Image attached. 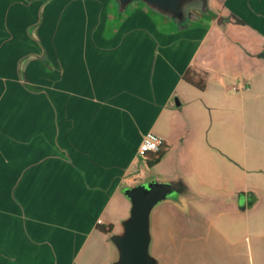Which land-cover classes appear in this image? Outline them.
I'll return each instance as SVG.
<instances>
[{"label":"crops","instance_id":"1","mask_svg":"<svg viewBox=\"0 0 264 264\" xmlns=\"http://www.w3.org/2000/svg\"><path fill=\"white\" fill-rule=\"evenodd\" d=\"M29 1L12 0L0 9L16 22L25 10H32L33 19L28 12L24 20L32 25L36 3ZM108 7L114 20L105 31L111 35L128 8L119 12L117 0H110ZM137 8L134 13L139 11L147 22L128 24L124 46L98 55L95 71L84 74L82 86L101 91L110 110L125 113L128 123L122 127L128 128L129 143L139 148L143 137L153 132L165 139L166 147L151 167L148 162L155 155L140 158L128 182L109 179L96 185L88 230L79 237L70 235L71 246L64 250L67 264H120L116 240L131 216L130 191L138 184L147 191L161 186L154 176L170 190L149 214V251L157 264H193L196 243L204 240L202 246H209L215 237L239 255L229 237L231 229L219 224L264 216V37L256 27L235 24L238 37L258 46L256 57L246 59L233 50L239 41L221 39L226 33L222 24L235 22L231 7L219 13L209 2V25H200L201 17L181 26L155 23L148 16L151 10ZM189 70L196 73L191 82L185 80ZM98 226L111 230L103 232Z\"/></svg>","mask_w":264,"mask_h":264},{"label":"rangeland","instance_id":"2","mask_svg":"<svg viewBox=\"0 0 264 264\" xmlns=\"http://www.w3.org/2000/svg\"><path fill=\"white\" fill-rule=\"evenodd\" d=\"M34 2L32 25L24 21L28 12L33 19L32 10L16 22L0 9V264H67L64 250L71 246L70 235L79 237L88 230L96 185L109 179L128 182L141 158L138 145L128 142V128L122 127L128 123L125 113L110 110L101 91L85 89L82 83L84 74L95 71L98 55L124 46L128 24L147 22L139 11L134 13L145 6L132 3L110 35L105 31L114 20L106 9L110 0ZM209 2L219 13L231 7L235 22L222 24L226 33L221 39H236L240 43L233 50L255 58L258 46L238 37L234 26L256 27L264 37V0ZM10 3L4 0L0 6ZM199 7L193 2L185 13L194 12V21L202 17L198 23L209 25L211 13L200 15ZM148 16L155 23H172L166 15L150 11ZM16 36L20 41H13ZM153 181L165 186L161 177ZM219 226L231 229L229 237L239 255L223 238H213L209 246L199 240L193 264H264V216Z\"/></svg>","mask_w":264,"mask_h":264},{"label":"water","instance_id":"3","mask_svg":"<svg viewBox=\"0 0 264 264\" xmlns=\"http://www.w3.org/2000/svg\"><path fill=\"white\" fill-rule=\"evenodd\" d=\"M196 1L200 5L196 12L199 14L210 12V0H117L119 12L126 11L132 3H141L155 13L170 17L177 26L195 18L194 12L189 15L185 13V7ZM168 194L165 187H154L147 191L144 186H140L130 191L133 201L131 216L126 223L123 236L116 240L121 251L120 264H155L149 255V214Z\"/></svg>","mask_w":264,"mask_h":264},{"label":"built area","instance_id":"4","mask_svg":"<svg viewBox=\"0 0 264 264\" xmlns=\"http://www.w3.org/2000/svg\"><path fill=\"white\" fill-rule=\"evenodd\" d=\"M166 147L165 139L153 132L147 133L138 148V155L145 158L148 155H156L164 151ZM102 224V222H99Z\"/></svg>","mask_w":264,"mask_h":264},{"label":"trees","instance_id":"5","mask_svg":"<svg viewBox=\"0 0 264 264\" xmlns=\"http://www.w3.org/2000/svg\"><path fill=\"white\" fill-rule=\"evenodd\" d=\"M192 72V70H189V71H187V73H186V75H185V80H187V81H189V82H191L192 80H191V78H190V75L192 74L191 73ZM152 155H148L147 157H145V158H150ZM162 156H163V152H161V153H159V154H156L155 155V159L153 160V161H149L148 162V164H149V166L151 167V166H153V165H155L161 158H162ZM100 231H103V232H110V230H111V228H109V229H106L105 227H102V226H98L97 227Z\"/></svg>","mask_w":264,"mask_h":264}]
</instances>
